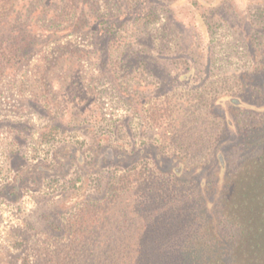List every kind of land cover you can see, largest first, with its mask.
Segmentation results:
<instances>
[{
  "label": "rangeland",
  "instance_id": "1",
  "mask_svg": "<svg viewBox=\"0 0 264 264\" xmlns=\"http://www.w3.org/2000/svg\"><path fill=\"white\" fill-rule=\"evenodd\" d=\"M60 5L50 6L53 15ZM74 10L73 18H58L60 27L74 22L72 34L43 42L23 65L0 63V264H76L79 221L130 194L143 196L137 184L158 182L150 183L148 169L156 178L182 174L184 194L199 189L198 173L211 206L224 186L216 183L217 146L238 135L225 130L226 95L260 100L233 102L258 112L232 109L239 135L264 120L259 80L245 75L258 59L248 67L234 46L238 28L263 18L264 0H75ZM51 124L59 126L52 144L40 137ZM64 145L76 147L80 160H56ZM224 148L228 175L240 146ZM254 206L250 238L258 233L261 243L264 208ZM259 249L253 252L263 256Z\"/></svg>",
  "mask_w": 264,
  "mask_h": 264
},
{
  "label": "trees",
  "instance_id": "2",
  "mask_svg": "<svg viewBox=\"0 0 264 264\" xmlns=\"http://www.w3.org/2000/svg\"><path fill=\"white\" fill-rule=\"evenodd\" d=\"M57 2L61 3L60 11L53 15L55 8L52 10L50 6ZM74 7L75 0H0L2 68L23 65L43 42L56 40L62 33L70 34L74 22L60 27L58 18H73ZM43 16L53 17L50 23L41 24L39 22ZM49 83L55 85L52 81ZM235 130L238 135L226 144H239L240 157L234 162V170L226 175V144L220 145L230 135L217 146L214 158L221 168L216 183L222 180L224 186L218 198L212 200L211 206L208 201L213 196L206 191L198 173L193 174L200 180L199 189L192 188L184 194L180 184L182 174H170L169 179L156 178L152 169L145 170L148 171L150 183L156 179L158 182L154 186L149 183L151 186L146 185L144 188V183L137 184L145 192L143 196L130 194L125 200L114 203L113 207L100 209V216L92 213L88 215V220L79 221L73 233L79 243L75 252L76 264H105L106 261L107 264H249V260L264 264V255L253 252L257 247L261 252L264 251V241L258 242L261 235L253 233L250 238L254 231V205L264 208V120L248 129L244 135H239L237 129L232 131ZM58 131L59 126L51 124L40 133V137L42 141L52 144L58 137ZM55 150V158L61 163L66 162L67 158L80 160L76 147L67 148L64 145ZM202 172L201 169L199 173ZM143 178L140 175L141 182ZM149 180L146 179L147 182ZM132 181H136V177ZM131 183L128 179L126 188ZM169 189L172 192L168 199ZM130 190L125 189L124 192ZM125 201L127 205L124 206ZM217 207L220 209V220L215 217ZM129 211L132 216L128 218ZM66 228L65 225L61 226L63 232ZM262 230L264 226L257 227V231L262 233ZM45 252H49V249L40 253L42 258H46ZM251 254H255L254 259H251Z\"/></svg>",
  "mask_w": 264,
  "mask_h": 264
},
{
  "label": "flooded vegetation",
  "instance_id": "3",
  "mask_svg": "<svg viewBox=\"0 0 264 264\" xmlns=\"http://www.w3.org/2000/svg\"><path fill=\"white\" fill-rule=\"evenodd\" d=\"M259 15L263 16L262 14L257 13V16L256 17H259ZM259 20H261L260 22L257 21L259 24L256 23L255 21H254L255 23L251 21V22H248V26H245V27L244 26H241L240 28H238L239 33L242 36V37H240V36H238V37L241 38V39H243V40L237 38L238 39V42L236 44H234V46H236V49H238V48H241L242 49L243 53L246 55L244 57V59H247V65H248V67H250L251 63H253V58L254 59H258L257 60V63L254 65V66L257 67L255 69V71H254V74H248V72H245V75L247 76V79L248 80H257V81L259 80L258 81L259 83H258V85L256 87L259 90L258 91L259 93H261V92L264 93V77H262V73H263V70H264V67H263L264 66V62H263L264 60L261 59V57H262V55L264 53V49L263 48L262 49L259 48V45H260V47H262V43L264 41L263 39H261V38L264 37V16H263V18H260L259 17ZM244 36H246V39H248V40L251 39V42H253V43L250 44L249 41H246V39H244ZM255 37H258V39L257 38L255 39ZM259 41H260L261 44L258 43ZM234 46H233V48H234ZM261 50H262V52H260ZM247 79L242 84V86L244 88H241L240 90H242V91H243V89L244 90L245 89L248 90V86H249L248 84H249V82H248ZM226 97L228 99L225 102V105L224 106L226 108V114L228 113L230 115V118H231L230 123L227 122L228 120H227V116L226 115H224L223 117H224L225 122H226V128H225V130L228 129V132H230V134H231V132H233L232 131L233 129H237V130L239 129V127L237 128V125L238 124L236 122V118L233 117V112H231L232 109L238 108V107H236L233 104V102L234 101L237 102V100H238V102L253 103V102H256V100L257 101H260V100L259 99H256L255 101L254 100L248 101V100H246L243 97V94H240L239 96L226 95ZM221 130H222V128H221ZM236 133H238V132H236ZM224 154H225V159H226V162H227L224 166H226V165H228L229 156H228V153H224Z\"/></svg>",
  "mask_w": 264,
  "mask_h": 264
}]
</instances>
